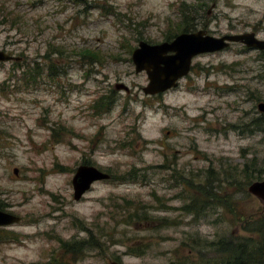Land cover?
<instances>
[{"label": "rangeland", "instance_id": "374dc122", "mask_svg": "<svg viewBox=\"0 0 264 264\" xmlns=\"http://www.w3.org/2000/svg\"><path fill=\"white\" fill-rule=\"evenodd\" d=\"M183 1L0 0V50L21 57L0 61V208L21 217L0 227V264H211L197 238L256 236L245 226L264 217L248 191L260 179L226 175L253 171L257 158L264 179L253 124L264 115V51L232 43L200 54L158 95L145 94L132 59L141 40L175 31ZM207 1L195 30L264 39V0ZM104 94L114 103L98 112ZM83 163L112 177L75 200ZM212 168L225 202L202 216L182 210Z\"/></svg>", "mask_w": 264, "mask_h": 264}, {"label": "water", "instance_id": "95a60500", "mask_svg": "<svg viewBox=\"0 0 264 264\" xmlns=\"http://www.w3.org/2000/svg\"><path fill=\"white\" fill-rule=\"evenodd\" d=\"M232 43H241L248 48L264 50V39L254 31L215 36L206 29L200 28L195 31H183L171 41L150 43L141 40L133 50L132 59L136 71H145L148 75L149 83L143 88L145 94L157 95L177 87L179 81L191 72L195 57L203 53L224 50ZM20 59L21 57L0 50V61ZM116 88L129 91L123 83H118ZM258 108L264 113V101L259 102ZM15 172L17 173L18 170L16 169ZM110 178L109 172L96 165L85 163L79 165L72 180L75 200L82 199L95 182ZM248 191L264 203V179L251 182ZM20 221V216L0 208V227ZM107 264L122 263L119 260H112Z\"/></svg>", "mask_w": 264, "mask_h": 264}, {"label": "trees", "instance_id": "16d2710c", "mask_svg": "<svg viewBox=\"0 0 264 264\" xmlns=\"http://www.w3.org/2000/svg\"><path fill=\"white\" fill-rule=\"evenodd\" d=\"M199 2L198 4L188 3V0L182 2L180 7V20L177 22L174 32H170L165 40H172L177 34L183 31H193L196 29L197 21L196 15L199 14L201 10H205L208 5L207 0H194ZM1 13V10H0ZM133 51V50H131ZM64 53V50H60ZM89 55L92 59L99 57L96 52L86 51L84 52ZM84 56V57H85ZM87 58V57H86ZM55 65V64H53ZM53 68L51 69L53 73ZM33 75V72L31 73ZM104 94L95 103V109L98 112L110 111L114 100L112 96ZM253 124L259 130L264 132V115L258 119H255ZM258 159L254 158L252 161V169L250 171V165L244 166L242 171L238 168L232 169L227 178H231L233 173L244 174L246 180L261 179L262 171L257 168ZM135 177L134 175L132 178ZM205 183L199 185L197 190L199 194L192 196V203L186 211L191 212L195 216H202L206 214L210 208L220 205V202H225L226 199L220 198L219 193H221L222 185L224 181L222 180L221 174L217 173L213 168L210 170V174L206 175ZM202 193V194H201ZM138 215L137 213H130V216ZM138 217H131L130 219H135ZM248 230L255 233L256 236L251 237H240L234 239L235 237L230 236L228 238H219L215 240H210L208 237L197 238L199 244H202V248H207L214 252L210 258L211 264H264V217L262 218H252L245 226ZM193 238V236H192ZM205 255V252H203Z\"/></svg>", "mask_w": 264, "mask_h": 264}, {"label": "flooded vegetation", "instance_id": "af4514ba", "mask_svg": "<svg viewBox=\"0 0 264 264\" xmlns=\"http://www.w3.org/2000/svg\"><path fill=\"white\" fill-rule=\"evenodd\" d=\"M181 209L186 211L187 208L182 207Z\"/></svg>", "mask_w": 264, "mask_h": 264}]
</instances>
